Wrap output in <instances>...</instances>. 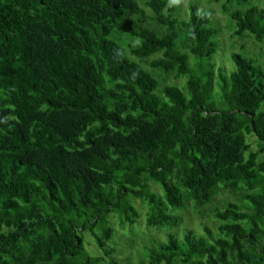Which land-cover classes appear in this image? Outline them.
Masks as SVG:
<instances>
[{"label": "trees", "instance_id": "obj_1", "mask_svg": "<svg viewBox=\"0 0 264 264\" xmlns=\"http://www.w3.org/2000/svg\"><path fill=\"white\" fill-rule=\"evenodd\" d=\"M146 6L150 16L137 0H0V264H117L109 218L132 227L137 200L148 228L169 229L137 264H264V71L240 54L217 66L210 13L190 5L179 21L166 0ZM231 19L264 44V9ZM120 34L139 43L127 53ZM157 55L149 66L181 88L139 63ZM239 186L244 202L216 212L217 233L173 234L184 194L202 205Z\"/></svg>", "mask_w": 264, "mask_h": 264}, {"label": "rangeland", "instance_id": "obj_2", "mask_svg": "<svg viewBox=\"0 0 264 264\" xmlns=\"http://www.w3.org/2000/svg\"><path fill=\"white\" fill-rule=\"evenodd\" d=\"M148 0H137L139 6L145 11L146 15L150 16V11L146 6ZM166 5L173 6L176 9V16L179 21H185L189 15V6L194 5L199 11L208 12L211 14V20L218 35L215 38L218 44V53L216 55V64L218 67H225L227 71L233 68V62L230 59L231 54H240L247 58L255 60L264 71V44L257 43L251 36H244L242 38L235 35L234 22L231 19V14L236 10H245L250 7H257L264 9V0H249L248 4L241 6L236 2L225 4L224 2H216L215 0H166ZM131 19L136 17L131 16ZM145 26L153 28L151 22H146ZM181 36H185L184 30H181ZM116 41L128 53L130 47L137 45V40L131 39L128 35L120 34L116 37ZM182 46L188 49L189 45L183 43ZM160 55L151 57L147 61L139 62L141 66L150 72L158 81L160 86H176L182 87L185 84V79H176L174 74L164 75L158 71L153 70L149 63L159 57ZM133 60V57H131ZM137 61V60H136ZM252 142V149L257 150L255 139ZM264 160V154L260 155L257 162ZM174 184L179 185V171L178 168L174 171L172 178ZM150 193L157 198L162 197L160 188L149 183ZM246 189L239 186L236 190L224 191L216 189L213 191L209 202L199 205L195 203L192 194H184L186 207L183 210H171L170 213L181 217V224L174 229L173 234H177L178 238H182L186 230H192L196 234H202L203 228L208 227L213 232L217 233V226L220 222L215 218L217 211L224 210L230 203L242 204ZM133 206L139 211V219L132 226H121L117 217H110L109 223L113 230L114 237L109 242L110 247L116 250L114 255L117 264H137L140 258H144L145 249L151 248V240L158 242L165 241V234L169 229H150L147 227V212L149 207L146 202L142 200L132 201ZM151 241V242H150ZM150 244V245H149ZM85 249L88 255L92 258L102 257L101 252L96 248L92 239L88 234H85ZM106 264V263H105ZM174 264H183L178 261Z\"/></svg>", "mask_w": 264, "mask_h": 264}]
</instances>
